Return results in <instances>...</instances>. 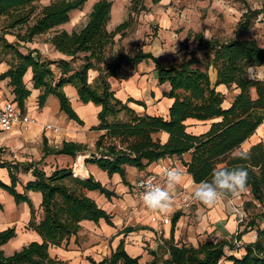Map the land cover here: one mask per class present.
<instances>
[{
	"label": "trees",
	"instance_id": "obj_1",
	"mask_svg": "<svg viewBox=\"0 0 264 264\" xmlns=\"http://www.w3.org/2000/svg\"><path fill=\"white\" fill-rule=\"evenodd\" d=\"M41 1L0 0V49L11 55L9 68L0 74V81L9 80L14 103L22 114L31 96L25 79L28 71H31L34 89L41 91L39 107L43 108L47 98L54 96L67 119L83 126L84 122L64 90L66 86H72L81 103H92L100 108L99 124L93 130L103 134L95 144V152L86 159V164L97 166L109 177L119 174L126 183L127 167L144 171L159 160H182L185 155H190L184 166L196 184L211 180L214 167L243 165L248 172L246 189L263 208L259 215L264 218V143L252 146L246 152L249 155L247 160L236 158V152L264 123V78L252 79L249 75L252 68L264 69V46L251 38L242 39L238 34L228 42L217 39L206 41L202 34H197L196 49L204 51L207 60L204 68L198 67L201 60L193 53L188 59L167 65L150 52L138 50L130 56L122 48L116 60L109 61L116 36L121 35L123 38L130 22L122 23L110 32L108 24L113 3L99 0L94 4L82 30L56 32L50 39L53 48L68 58L50 61L43 59L39 51L24 46L67 24L71 13L81 10L87 0H56L43 7L38 5ZM233 1L248 7L249 0ZM139 11L138 0H134L131 13ZM260 15H264V0L259 10L250 9L243 15L237 31L249 30ZM7 37H14L15 42H10ZM22 48L27 54L20 51ZM143 60H152L156 65L159 84H168L170 87L169 92L164 94V97L173 100L166 118L137 115L128 103L116 97L112 88V79L126 80ZM210 68L216 72L214 83L209 74ZM91 71L98 73L93 83L90 82ZM221 86L238 91L229 108L223 107L225 97L218 91ZM121 115H124L125 120L121 119ZM189 122H211V125L205 133L194 134L188 130ZM162 133L168 134L165 143L160 137ZM86 151V146L73 142H65L61 148L51 150L45 145L43 159L29 165L24 171L31 172L33 180L24 185L23 192L17 190L19 179L14 171H9L10 185L0 180V189L12 196L17 205L28 204L30 221L27 229L36 232L41 238V242H31L20 251L6 255L1 247L16 237V228L1 231L0 264H64L51 258L50 249L61 247L72 236L78 235L84 221L98 224L105 220L113 226L110 214L87 194L99 192L111 199L116 196L114 192L93 176H77L72 166L57 167L50 173L40 168L47 156L62 155L76 159L78 154ZM30 192L41 194L39 209L33 205L28 195ZM179 217L176 215L174 222ZM254 226V221L248 223V228L253 229ZM135 230L127 228L123 233ZM257 233V240L245 247V254L240 258L226 255V247L234 250L226 241H204L198 248L186 245L179 247L171 241L167 246L168 258L154 254L150 264H220L224 259L233 264H264V227H259ZM90 262L139 264V259L131 257L121 242L110 257L100 262L90 259Z\"/></svg>",
	"mask_w": 264,
	"mask_h": 264
},
{
	"label": "crops",
	"instance_id": "obj_2",
	"mask_svg": "<svg viewBox=\"0 0 264 264\" xmlns=\"http://www.w3.org/2000/svg\"><path fill=\"white\" fill-rule=\"evenodd\" d=\"M167 22L168 19L164 21L165 26L168 24ZM148 47L149 49H145L144 52L152 53L161 61L159 55L162 53L157 54L150 50V46ZM113 56L115 59L117 54L114 53ZM60 58L68 59L61 54ZM252 69H260L264 73L263 68ZM5 71L2 68L0 74ZM95 73L97 72H90V74ZM93 76L95 77V75ZM213 76L216 80L215 70ZM25 79L27 87L31 91V96L26 102V111L24 114L36 119L37 124L31 127L29 131H24L20 125H16L11 133L0 132V180L6 185H10L9 171H14L17 175L18 171H27L29 165L41 161L44 157L45 145L51 150L61 148L65 142H73L86 146L88 151L78 154L76 159L62 155L47 156L42 164L44 171H53L57 167L62 168L73 166L74 164L75 167L77 166L78 169L84 172L85 176L82 178L93 176L108 190L116 194L115 197L108 199L99 192L100 195L97 192H88L87 195L101 209L110 214L113 226L109 225L105 220H101L98 224L84 221L78 235L72 236L61 247H53L50 249L52 259L64 264H91L90 259L100 262L110 257L120 246L121 242H123L126 252L131 257L138 258L139 264H150L154 259V254L157 257L163 256L165 259L168 258L167 246L171 241L179 247L186 245L198 248L202 242L209 240L214 242H228L234 250L231 247H226V255H235L240 258L245 254V247L257 240V229L264 227V221L262 222L263 226L256 224L253 229L248 228L247 223L244 227L245 233H241L238 237L243 248L235 251L233 244L237 229V218L233 213L232 205L242 206L244 208L245 206L261 207L260 204L253 200L249 189H246L236 197L226 196L212 206L195 202L190 208L181 209L174 204L173 210L167 214L153 211L149 213L146 209L140 207L134 192L136 181L141 176L149 173L158 176L161 172L159 166L161 163L175 165L184 171L185 182L174 193L185 191L191 195L196 183L193 181L192 176L187 173V168L184 166V162L189 161L190 155H185L182 160L174 158L159 160L151 164L144 171H140L135 167H127L126 183L119 174L109 177L97 166L88 165L85 162L95 152V144L103 134V132L93 130L99 124L98 114L100 108L92 103H81L76 89L72 86H66L64 89L65 93L72 107L84 122V125L80 126L76 122L68 120L67 116L60 111L59 102L54 96H49L45 106L40 108L38 98L41 91L34 89L31 71H28ZM150 79L152 87H150ZM111 84L116 93V97L123 103H128V106L137 115L161 116L165 118L168 116L169 108L173 100L164 97V94L169 92L170 87L168 84H159L156 65L152 60H143L136 66L129 78L123 81L112 79ZM223 88L227 89L221 86L218 87V91ZM7 102H14V95L8 79L0 81V108ZM136 102H141V104L139 105ZM229 107L230 105L227 108ZM194 123L189 122L188 125L190 126ZM46 124L59 127L61 129L60 134L56 135L46 131L44 128ZM208 129H200L199 132L194 134L205 133ZM260 130L261 127L241 146L239 151L247 152L252 146L263 143L264 130L263 133H259ZM160 137L164 143L168 140V134L166 133H162ZM81 159L82 164H80ZM75 167L74 172L77 169ZM26 174H28L26 183L33 180L31 172ZM5 193L8 194L7 192ZM28 195L35 208L39 209L41 194L30 192ZM9 200L13 202L14 198L12 197ZM1 203L3 209L0 210V232L10 227H15L17 233L14 239L1 247L6 255H12L14 252L20 251L31 242H41V238L36 232L27 229L30 221V208L28 204L22 203L17 205L15 203L16 206L10 212L8 210L6 211L4 203ZM176 215L180 217L174 222ZM155 216L159 218H170L171 223L168 225L153 223L152 218ZM133 224H137V226L139 225L142 228L139 229ZM127 228H134L136 230L128 234L123 233ZM160 231L162 233L161 235L159 234ZM149 240L150 251L144 249L147 245L143 243ZM220 264H233V262L224 259Z\"/></svg>",
	"mask_w": 264,
	"mask_h": 264
},
{
	"label": "rangeland",
	"instance_id": "obj_3",
	"mask_svg": "<svg viewBox=\"0 0 264 264\" xmlns=\"http://www.w3.org/2000/svg\"><path fill=\"white\" fill-rule=\"evenodd\" d=\"M56 0H43L38 5L43 7ZM99 0H87V3L81 10L71 13L70 21L55 30L37 37L33 43H29L24 47L30 50H37L41 53L43 59L57 61L60 54L50 44V39L56 32L67 31L69 33L79 32L88 22L89 14L96 2ZM113 3L111 20L108 24V30L114 31L119 25L127 21L130 22L129 29L125 30L123 38L121 35L116 36L113 52L108 56L109 61L114 59L113 54L118 55L120 49L130 56L134 55L138 50L145 51L149 49L160 54V60L167 64H177L184 58L188 59L190 55L195 54L200 60L199 68H204L207 60L204 51H197L196 35L202 34L206 41L217 39L221 42H228L234 39L236 34L242 39H254L260 46H264V15H260L255 24L249 30H239L238 25L243 15L248 10H259L263 0H249L248 7L236 3L233 0H138V13H131V7L134 0H110ZM144 9V10H142ZM131 13V14H130ZM168 19L165 26L164 21ZM10 42H15L14 37H7ZM20 51L27 54L22 48ZM11 55L0 49V70L9 68ZM214 70L209 69L212 82H215L213 76ZM95 75V77L93 76ZM250 78L263 79L264 73L260 69H250ZM97 73L90 74V82L93 83ZM150 87L152 82L150 79ZM225 97L223 107L227 108L234 100L238 91L219 89ZM255 97V94H253ZM125 120L124 115L120 116ZM211 122L194 123L189 126V132L197 133L200 129L209 128ZM264 123L259 133H263ZM264 143V138L262 139ZM241 151L236 152L238 154ZM178 159V158H174ZM77 162V161H75ZM73 171L75 165L73 164ZM43 168V165H40ZM50 173L51 171H46ZM75 173V172H74ZM19 185L17 190L23 191V187L28 178V174L24 171H18ZM0 189V200L4 203L6 211H12L16 206L14 200L10 202L12 197ZM98 193V192H97ZM98 195H100L98 193ZM35 199V198H34ZM33 199V201H34ZM248 214V222H255L258 226H263L264 218L260 217L263 208L245 206ZM137 228H142L133 224ZM11 228V227H10ZM150 229L149 227H147ZM145 229V228H144ZM147 246L145 250L150 251V240L144 241ZM227 250V249H226Z\"/></svg>",
	"mask_w": 264,
	"mask_h": 264
},
{
	"label": "clouds",
	"instance_id": "obj_4",
	"mask_svg": "<svg viewBox=\"0 0 264 264\" xmlns=\"http://www.w3.org/2000/svg\"><path fill=\"white\" fill-rule=\"evenodd\" d=\"M236 158L247 160L249 155L241 151ZM159 166L161 172L158 176H149L142 181L143 191L140 199L150 211L167 214L173 210V193L185 182V173L181 168L167 163H161ZM247 180L248 172L243 165L214 167L211 180L197 183L191 196L186 199L212 206L228 195L236 197L244 192Z\"/></svg>",
	"mask_w": 264,
	"mask_h": 264
},
{
	"label": "built area",
	"instance_id": "obj_5",
	"mask_svg": "<svg viewBox=\"0 0 264 264\" xmlns=\"http://www.w3.org/2000/svg\"><path fill=\"white\" fill-rule=\"evenodd\" d=\"M36 124H37L36 119L30 117L27 114H22L18 110L14 102H7L4 104L3 107L0 108V132L11 133L16 125H20L24 131H29L31 127L35 126ZM44 128L46 131L51 132L56 135L60 134L61 132V129L59 127L50 125V124H46ZM172 166H175V165H172ZM149 176H157V175L149 173V174H145L141 176L136 181L134 192H135V197L140 207H143L150 213V210L144 206V204L142 203L140 199V194L143 191L142 181L145 180ZM173 196H174V204L179 206V208L181 209H188L192 205H194L196 202L191 199H186V197H190L191 195H189L185 191L173 193ZM232 208H233V213L234 215H236V218H237V229H236L233 245L235 247V251L236 250L238 251L241 248H243V245L238 240V237L244 230V227L247 225L248 214L246 210L244 209V207L242 206L239 207V206L232 205ZM132 213H134V211H132ZM152 222L162 223V225H168L171 223V220L170 218H159L158 216H155L152 218ZM159 234L160 235L162 234L161 231L159 232Z\"/></svg>",
	"mask_w": 264,
	"mask_h": 264
},
{
	"label": "bare ground",
	"instance_id": "obj_6",
	"mask_svg": "<svg viewBox=\"0 0 264 264\" xmlns=\"http://www.w3.org/2000/svg\"><path fill=\"white\" fill-rule=\"evenodd\" d=\"M80 164H82V159L80 160ZM75 174L77 176H79V177H84L85 176L84 172L82 170L78 169V168L75 170Z\"/></svg>",
	"mask_w": 264,
	"mask_h": 264
}]
</instances>
